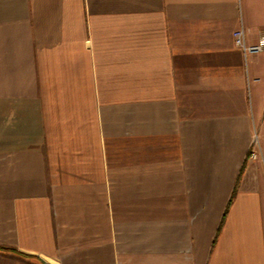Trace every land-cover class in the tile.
Segmentation results:
<instances>
[{
    "label": "crops",
    "instance_id": "0c3cea01",
    "mask_svg": "<svg viewBox=\"0 0 264 264\" xmlns=\"http://www.w3.org/2000/svg\"><path fill=\"white\" fill-rule=\"evenodd\" d=\"M0 264H264V0H0Z\"/></svg>",
    "mask_w": 264,
    "mask_h": 264
},
{
    "label": "built area",
    "instance_id": "2783aa9c",
    "mask_svg": "<svg viewBox=\"0 0 264 264\" xmlns=\"http://www.w3.org/2000/svg\"><path fill=\"white\" fill-rule=\"evenodd\" d=\"M233 39H234L235 45L241 48L245 56L251 53L259 52L262 49L261 43H257V44H247L246 43L245 32L242 27L237 28L233 32ZM251 156H254L253 152H251Z\"/></svg>",
    "mask_w": 264,
    "mask_h": 264
},
{
    "label": "trees",
    "instance_id": "16d2710c",
    "mask_svg": "<svg viewBox=\"0 0 264 264\" xmlns=\"http://www.w3.org/2000/svg\"><path fill=\"white\" fill-rule=\"evenodd\" d=\"M243 167H244V165H242V167H241V169H240V172H239L238 178H239V176H240V174H241V172H242V170H243ZM238 178H237V182L235 183V187H234V189H235L236 186H237ZM231 199H232V196L229 198L228 204H227V206H226V208H225V211H224V213H223V215H222V219H223L224 216L226 215V212H227V209H228V205H229Z\"/></svg>",
    "mask_w": 264,
    "mask_h": 264
}]
</instances>
